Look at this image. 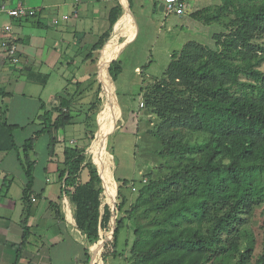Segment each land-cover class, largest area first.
I'll return each instance as SVG.
<instances>
[{
    "label": "trees",
    "instance_id": "obj_1",
    "mask_svg": "<svg viewBox=\"0 0 264 264\" xmlns=\"http://www.w3.org/2000/svg\"><path fill=\"white\" fill-rule=\"evenodd\" d=\"M123 12L120 3L111 9L110 28L93 49L104 46ZM191 15L225 26L215 35L216 47L188 41L173 52L163 75L141 89L145 110L158 118L150 132L160 142L158 154L167 171L153 176L151 170L148 179L137 182L117 177L115 209L104 204L102 178L105 181L107 174L108 181L111 172L109 156L93 153L100 175L87 151L103 105L101 85L97 99L85 110L84 143L65 142L59 178L86 240L85 264H95L99 225L109 231L113 218V240L103 246L102 254L122 256L126 264H208L226 255L235 258V264H264V252L251 261L253 247L243 249L240 235L243 216L264 202V0H223ZM122 69L121 59L112 61L111 77L117 79ZM70 105L71 99L64 97L58 106H43L41 128L21 146L14 135L17 126L0 112V151H20L30 180L25 200L32 190L36 143L48 133L52 155L64 144L58 133L72 123ZM134 184L139 186L135 192ZM22 227L19 256L30 237L27 220ZM126 228L133 231L128 255L119 249Z\"/></svg>",
    "mask_w": 264,
    "mask_h": 264
},
{
    "label": "crops",
    "instance_id": "obj_2",
    "mask_svg": "<svg viewBox=\"0 0 264 264\" xmlns=\"http://www.w3.org/2000/svg\"><path fill=\"white\" fill-rule=\"evenodd\" d=\"M182 1L186 3V0ZM159 2L163 6L166 4L164 0H157ZM1 3L9 6L21 3L37 10L34 17L18 18L0 12V91L4 92L0 96L3 104L0 112L8 122L17 126L14 131L16 142L21 146L29 138L18 141L17 132L24 126L34 128L30 136L41 128L43 106L51 109L64 97L71 99L74 118L70 125L59 131L58 136L64 144L57 145L53 155L49 147L50 135L44 133L39 137L37 142L46 137V146L40 151L36 143L34 148L37 158L27 200L24 199V190L30 180L20 151H0V264H85L86 240L77 228L74 205L64 193L59 169L64 167L65 142L75 145L83 141L85 110L97 99L99 81L96 78L99 74L104 83L106 107L102 112L97 146L90 148V152L110 155L102 148L110 111L112 113L110 106L117 100L109 79V67L112 61L122 58L126 46L136 37L137 29L134 35L130 32L136 27L130 0H0ZM117 3L123 6L124 12L104 46L95 50L93 46L110 28L109 14ZM64 14H70V18L63 20ZM55 18L61 19L60 24H54ZM6 26L12 27L10 32L5 30ZM8 34L12 35L21 54V61L17 64L1 46ZM16 101L23 109L15 111L16 119L11 120ZM116 103L121 109L118 100ZM29 104H32L31 109ZM20 114L25 123L17 120ZM100 116L97 117L98 125ZM107 183L111 189V172ZM32 197L36 200L33 201ZM23 220H27L30 237L19 256ZM102 253V249L94 247L92 262L111 264Z\"/></svg>",
    "mask_w": 264,
    "mask_h": 264
},
{
    "label": "rangeland",
    "instance_id": "obj_3",
    "mask_svg": "<svg viewBox=\"0 0 264 264\" xmlns=\"http://www.w3.org/2000/svg\"><path fill=\"white\" fill-rule=\"evenodd\" d=\"M185 2L184 13L177 14L174 11L168 12L166 4L163 6L161 2L157 3V0H130V10L136 24V27L131 28L130 32L134 35L137 29L136 37L126 46L127 48L122 54L123 69L118 78L113 80L111 75H108L122 110L118 107L115 98L116 102L110 106L113 114L110 111L111 116L109 115L108 118V126L104 132L102 145V148L110 154L108 162L112 175V188L109 189L106 174L105 186L108 195L104 191V204H109V201L115 196L117 177L132 179L137 182L140 179H148L147 174L151 170L154 173L153 176L167 171L166 161L158 154L160 142L150 132L158 122V118L145 110V104L141 105V102H144L141 89L152 84L155 77L163 75L171 61L170 55L179 51L185 43L196 41L207 47L215 48V35L225 31V26L222 23H206L191 15V12L208 6H219L223 0H186ZM93 38L97 37L93 36ZM261 67L264 68V64ZM96 79L99 81L98 86L101 85V95L104 99L98 113L99 116L101 115L99 117L100 124L95 129V138L87 149L92 163L93 154L90 152V148L93 149L97 146L102 129V112L105 111L106 107L104 83L100 74ZM0 106H3L1 101ZM31 106L32 104L28 105L30 109ZM22 109L23 106L16 101L10 119H16L15 111L17 113ZM18 119L22 121L21 123H25L23 115H18ZM33 129L32 126H24L22 131L17 132L18 141L23 142L26 137H30ZM45 138L41 137L40 141L37 142V149L40 151H43L46 146ZM94 164L100 174L98 166L96 163ZM82 178L83 180L88 179L87 170L84 171ZM102 184H104L103 180ZM134 185L139 187L137 184ZM116 186L118 188L117 181ZM125 192L128 193L126 189ZM128 196L133 199L136 193L128 194ZM116 202L117 192L115 203L112 202V204H116ZM243 219L244 221L240 225L241 245L243 249L248 246L253 247L251 261L254 263L264 252V202L256 206L252 213L244 215ZM132 233L131 228H126L122 230L119 239V249H125L126 255H128L133 238ZM126 239H129L127 245H125ZM108 253L109 263L126 264L124 257ZM235 263V258L226 255L208 264Z\"/></svg>",
    "mask_w": 264,
    "mask_h": 264
},
{
    "label": "built area",
    "instance_id": "obj_4",
    "mask_svg": "<svg viewBox=\"0 0 264 264\" xmlns=\"http://www.w3.org/2000/svg\"><path fill=\"white\" fill-rule=\"evenodd\" d=\"M164 1L166 2V8H167L168 12L174 11L177 14H183L184 13L185 3L182 0H164ZM0 12H4V13L8 14L9 16L16 17V18H18V17H34L37 15L36 8L30 7V6L21 4V3L15 5V6H9L6 3H1L0 4ZM77 13H78L77 10H75L74 14L77 15ZM69 18H70V14L62 15L63 20H68ZM53 22H54V24H60L61 19L55 18ZM11 29H12L11 26H6V28H5V30L7 32H10ZM12 38H13L12 35H9V34H8V36L6 35L5 39L1 42V46H2L3 50L5 51V53L7 54V56L10 58V60L14 64H17L21 61V54H20L18 45L16 44V42ZM141 105L142 106L144 105L143 101L141 102ZM94 163H95V161L93 159V164ZM100 175H101V173H100ZM102 180H103V178H102ZM144 181H146V180H144ZM103 182H104V184H102V186L106 191L105 181L103 180ZM133 190L134 191L137 190L136 185L133 186ZM106 194H107V191H106ZM32 200L35 201L36 198L32 197ZM112 202L115 203V197H114V201H109V204L111 205L112 210H114L115 204H112ZM114 222H115V218L112 219L113 226L111 227V229L109 231H106V229L104 227L99 225L100 241H99V244L96 246L99 248V250L103 249V246L106 243H110L113 240V234H114V230H115ZM94 260H95V258H94Z\"/></svg>",
    "mask_w": 264,
    "mask_h": 264
}]
</instances>
